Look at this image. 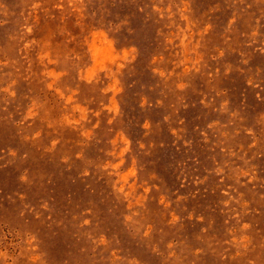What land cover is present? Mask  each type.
I'll return each mask as SVG.
<instances>
[{"label":"rangeland","instance_id":"rangeland-1","mask_svg":"<svg viewBox=\"0 0 264 264\" xmlns=\"http://www.w3.org/2000/svg\"><path fill=\"white\" fill-rule=\"evenodd\" d=\"M0 264H264V0H0Z\"/></svg>","mask_w":264,"mask_h":264}]
</instances>
